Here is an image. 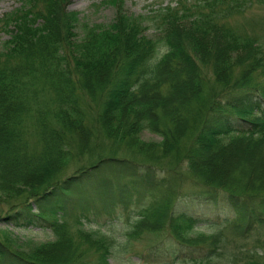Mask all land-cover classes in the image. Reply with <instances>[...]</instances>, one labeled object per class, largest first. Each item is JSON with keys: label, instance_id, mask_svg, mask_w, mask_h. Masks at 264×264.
Returning <instances> with one entry per match:
<instances>
[{"label": "trees", "instance_id": "1", "mask_svg": "<svg viewBox=\"0 0 264 264\" xmlns=\"http://www.w3.org/2000/svg\"><path fill=\"white\" fill-rule=\"evenodd\" d=\"M67 3L22 0L0 17V220L56 230L19 247L0 226V264H109L124 252L208 263L224 254L225 237L181 239L179 219L214 226L222 215L245 234L263 227L264 171L253 156L221 173L238 146L254 153L264 140V38L243 37L244 25L230 21L249 5L200 0L150 20L119 9L79 34ZM148 123L162 140L142 138ZM231 132L242 135L227 154L218 144ZM127 181L151 191L127 239L56 228L77 190L124 195ZM141 232L155 241L136 249ZM260 242L241 249L242 264H264Z\"/></svg>", "mask_w": 264, "mask_h": 264}, {"label": "rangeland", "instance_id": "2", "mask_svg": "<svg viewBox=\"0 0 264 264\" xmlns=\"http://www.w3.org/2000/svg\"><path fill=\"white\" fill-rule=\"evenodd\" d=\"M249 6L244 13H239L236 17H231L230 21L233 24L244 25L246 29L242 32V36L246 37L249 33L262 36L264 38V0H243ZM200 0H68L66 10H72L77 12L79 16L78 26L76 28L77 33L82 34L84 26L88 25H99V24H109V22L114 21L119 14V9L124 10L126 14L132 16H143L146 20L152 19L154 15H158L160 12L165 10L166 6L175 5H188L193 7L194 4L199 3ZM22 0H0V17L4 13L11 11L16 6H20ZM162 8V9H161ZM150 33L152 30L149 31ZM249 32V33H248ZM8 36L7 33L4 34L3 38ZM236 132H231L228 135L221 137L219 146L223 152L229 154L232 151V145L234 143L236 136H240ZM142 138L149 139L152 141L162 140L161 133L154 132L152 129L146 125L142 131ZM237 140V139H236ZM240 145V144H238ZM255 145V144H254ZM253 145V146H254ZM243 144L238 146V150L235 152L234 156L227 162L229 163L225 167H222L221 173L231 174L230 171L238 163L239 158L247 154L248 156H253L251 158L253 165H255V171L259 169L264 171V140L258 143L255 147L256 149L250 152L243 151L245 148L242 147ZM254 154V155H253ZM253 160L255 162H253ZM259 172V171H258ZM128 182V181H127ZM125 193L121 192V189L117 191H112V189L101 190L102 188L97 186L85 187L81 191L77 190L75 194L71 197L66 205L67 209L62 215H57L59 220L58 230L65 233L71 232L76 233L78 230L82 231H100L104 235H112L116 238L124 237L127 239V232L130 231V222L134 219L137 210L142 203H146L150 199L151 191H146L141 185H132L131 183L124 182ZM135 186V187H133ZM126 191H129L126 193ZM111 202V203H110ZM164 203V207H166ZM170 208V207H169ZM168 208V210H169ZM77 213V214H76ZM131 214H134L132 217ZM233 216L232 214L230 215ZM220 217V218H219ZM217 220L219 223L211 226L207 223L200 225L191 226L186 219H179V231L181 239L185 237L198 236L201 240L205 236L210 237L219 236V233L225 237V252L224 254H218L217 256L209 259L208 263L195 262L189 263L184 262H174L173 264H242L243 259L247 254L243 253L241 249L248 250L254 253L255 251L261 250V242L264 241V226L258 227L256 230L249 231L246 234L238 229H233L227 226V223H223V217L219 216ZM79 218V219H78ZM180 222L181 225H180ZM0 226L7 228V237L13 241V243L19 245V247H25L32 242H43L48 239H56V230L47 227L45 230L40 228L38 225L34 227L27 228H17L14 226H6L0 220ZM154 232L151 235L141 232L140 235H135L131 241L135 243L136 249H141L144 245H148L150 242L155 241ZM67 235V234H66ZM130 240V238H129ZM129 243V241H128ZM236 254V258L234 257ZM109 264H159L155 261L147 262L143 259L136 257V255L131 256L129 253H122L120 256H112L109 259ZM168 264V263H167Z\"/></svg>", "mask_w": 264, "mask_h": 264}]
</instances>
